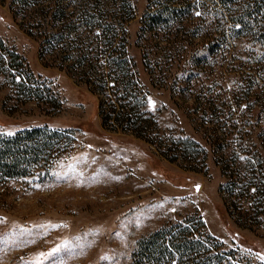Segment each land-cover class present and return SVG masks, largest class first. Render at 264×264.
Segmentation results:
<instances>
[{
    "label": "rangeland",
    "instance_id": "obj_1",
    "mask_svg": "<svg viewBox=\"0 0 264 264\" xmlns=\"http://www.w3.org/2000/svg\"><path fill=\"white\" fill-rule=\"evenodd\" d=\"M7 1L0 0V40L49 85L58 105L12 91L0 50V132L47 125L73 129L74 139L46 176L0 182V264H128L138 237L186 220L232 250L236 264H264V195H254L253 187L243 191L228 175L231 164L242 162L229 156L237 129L244 128L249 150L254 143L263 158L264 144L255 136L256 114L242 111L244 102L236 104L241 72L226 55L193 44V37L191 48L165 68L155 63L156 75L149 73L135 42L146 0H130L124 46L145 91L144 108L155 120L150 132L169 147L184 136L202 148L195 160L187 154L191 146L170 148L177 157L168 160L153 143L102 127L96 96L82 81L41 62L36 40L19 27Z\"/></svg>",
    "mask_w": 264,
    "mask_h": 264
},
{
    "label": "trees",
    "instance_id": "obj_2",
    "mask_svg": "<svg viewBox=\"0 0 264 264\" xmlns=\"http://www.w3.org/2000/svg\"><path fill=\"white\" fill-rule=\"evenodd\" d=\"M6 6L19 27L36 40L41 62L82 81L96 96L102 127L143 138L168 160L177 157L170 148L191 146L189 160H195L202 151L187 137H179L181 141H173L169 147L150 132L155 120L144 108L145 91L124 46L125 22L132 17L130 0H8ZM193 37L197 38L193 44L201 43L206 50L226 55V63L240 70L239 99L235 101L245 103L242 111L253 110L256 114L255 136L264 144V0H146L135 42L149 73L156 75L160 65L165 68L182 49L191 46ZM0 50L7 57L3 68L12 91L27 99L58 105L49 85L23 67L21 56L1 40ZM152 57L154 61L150 62ZM155 63H160L158 68ZM205 110L203 106L201 112ZM243 131L244 128L236 130L238 140L229 155L231 162H242L231 164L228 175L233 182H239L243 191L253 187L254 195H264V158L254 143L253 152L249 150ZM73 132L71 128L47 125L1 131L0 182L12 176H46L53 162L70 146ZM226 163L224 167H228ZM187 168L197 166L189 164ZM186 221L160 226L138 237L128 264L237 263V258L229 256L232 250L222 249L220 241L207 232H196Z\"/></svg>",
    "mask_w": 264,
    "mask_h": 264
},
{
    "label": "snow or ice",
    "instance_id": "obj_3",
    "mask_svg": "<svg viewBox=\"0 0 264 264\" xmlns=\"http://www.w3.org/2000/svg\"><path fill=\"white\" fill-rule=\"evenodd\" d=\"M197 15H199V13H197ZM53 251H56V249H54Z\"/></svg>",
    "mask_w": 264,
    "mask_h": 264
}]
</instances>
